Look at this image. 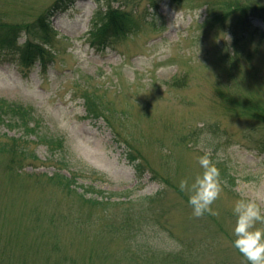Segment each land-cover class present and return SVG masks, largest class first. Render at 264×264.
Returning <instances> with one entry per match:
<instances>
[{
	"label": "rangeland",
	"instance_id": "374dc122",
	"mask_svg": "<svg viewBox=\"0 0 264 264\" xmlns=\"http://www.w3.org/2000/svg\"><path fill=\"white\" fill-rule=\"evenodd\" d=\"M55 1L0 0V24L46 53L44 72L0 57V99L32 107L35 130L57 138L51 149L23 136L36 159L26 158L3 149L22 131L0 125V264H167L182 248L194 264H241L233 207L241 196L264 206V124L229 110L264 104L263 22L221 29L207 0H76L48 19L45 37L39 22ZM119 6L138 31L93 47L97 14ZM84 94L101 118L87 117ZM205 152L226 170L225 186L219 215L197 217L180 181L202 173Z\"/></svg>",
	"mask_w": 264,
	"mask_h": 264
},
{
	"label": "trees",
	"instance_id": "16d2710c",
	"mask_svg": "<svg viewBox=\"0 0 264 264\" xmlns=\"http://www.w3.org/2000/svg\"><path fill=\"white\" fill-rule=\"evenodd\" d=\"M74 1L76 0H56L54 2L51 9L48 10V12L39 22V27L42 28L45 37L47 32L51 30V24L49 23L48 19L64 12ZM206 5V11L208 12L206 13V17L211 15L216 23H220L221 29H226L229 26L228 24L232 25L233 23L240 24L248 22L249 18L260 20L264 24V5L251 3L250 0H207ZM97 15L98 22L95 23L96 25L91 29L90 42L93 47H97L98 49H105L109 46H112L115 40L125 37L128 34L136 33L138 28L141 26V23L137 24L134 21V14H132L130 11L127 12L121 6L116 8L108 7L104 14L100 13ZM205 21H207V18ZM18 33L19 30L16 26L0 24V57L10 59L9 61L15 60L19 66L26 68L33 67L38 63L42 69V72H44L46 68V53L43 50V47L30 40L20 43L18 40L19 38H17ZM236 41L237 40L233 41L231 44L234 45ZM227 59L233 69L237 67L240 61L237 50L229 52ZM231 71L232 69L230 72ZM184 82L185 80L182 79L181 81L175 82L173 85L184 86ZM82 99L88 118L98 119L102 117L100 116L101 111L99 110V102L97 98L84 94ZM250 102L251 103L248 105L247 109L240 108V106L235 105L229 110V113H231V115H237L238 113L251 114L252 116L257 117L260 123L264 124V104L259 105L257 100L253 99ZM35 118V111L32 107H27L20 103L8 102L5 99H0V125L7 126L9 128H16L22 131L21 136L17 138H11V143L6 147H3V149L17 154L18 156L22 155L26 158L31 157L32 159H36L34 155L27 154V148L25 146L26 141L20 145V142L23 140V136H30L31 132H33L32 134H34L33 136L36 140L45 143L49 148L52 149V146L57 141V138L55 139V137L50 136L47 133H41L39 131L37 132L35 130V126H32V124H35ZM258 144L259 150L264 153V138L263 141L259 142ZM57 145H62V142L58 141ZM132 163L134 164L135 169L139 171L138 169L141 167V164L136 163V161ZM220 169L222 173V183L225 186L223 179L226 177V170L222 167H220ZM50 178L55 179L56 182H58L63 188L68 190L73 189L71 191H76L77 189L73 177H66L64 175L56 174ZM89 193H92V191L82 190L78 196L90 204L102 205L104 200L99 201L97 198H86ZM153 198H155V196ZM153 198L147 197L146 199L151 200ZM103 199L109 200L112 198L109 197ZM183 249L184 248H182L180 252L169 256V258L166 260L167 264H194L195 258L186 259L183 257L185 255ZM239 253L241 264H248L246 257L240 251ZM136 258V256H131L129 259L137 262L138 259ZM224 264H226V262H224Z\"/></svg>",
	"mask_w": 264,
	"mask_h": 264
},
{
	"label": "clouds",
	"instance_id": "9594fccd",
	"mask_svg": "<svg viewBox=\"0 0 264 264\" xmlns=\"http://www.w3.org/2000/svg\"><path fill=\"white\" fill-rule=\"evenodd\" d=\"M202 173L194 179L184 178L180 188L189 194L193 215H219L213 204L223 193L222 173L209 152L199 156ZM236 216L234 246L246 257L248 264H264V206L257 200L241 196L234 203Z\"/></svg>",
	"mask_w": 264,
	"mask_h": 264
}]
</instances>
